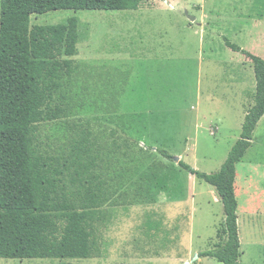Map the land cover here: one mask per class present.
<instances>
[{
  "label": "rangeland",
  "instance_id": "374dc122",
  "mask_svg": "<svg viewBox=\"0 0 264 264\" xmlns=\"http://www.w3.org/2000/svg\"><path fill=\"white\" fill-rule=\"evenodd\" d=\"M249 1L146 0L136 10L31 15V24L76 17L87 25L73 57L88 65L73 90L71 118L90 119L109 143L104 176L125 195L110 206L103 256L0 264H221L197 255L218 240L222 202L174 157L213 172L239 138L254 70L224 38L264 59V6ZM66 130L64 120L40 125L49 141H62ZM236 172L240 263L264 264V115Z\"/></svg>",
  "mask_w": 264,
  "mask_h": 264
},
{
  "label": "trees",
  "instance_id": "16d2710c",
  "mask_svg": "<svg viewBox=\"0 0 264 264\" xmlns=\"http://www.w3.org/2000/svg\"><path fill=\"white\" fill-rule=\"evenodd\" d=\"M144 1L0 0V258L103 256L107 246L102 229L110 206L125 195H116V187L104 176L113 160L109 143L93 131L90 119L71 118L73 90L88 65L73 57L87 25L76 17L31 24V15L58 9L136 10ZM224 40L253 64V104L218 170L200 171L184 160L178 164L214 187L223 205L218 240L198 256L241 264L236 165L251 147L264 115V59ZM57 120L66 122L64 139H43L40 125ZM159 151L172 157L167 150Z\"/></svg>",
  "mask_w": 264,
  "mask_h": 264
},
{
  "label": "crops",
  "instance_id": "0c3cea01",
  "mask_svg": "<svg viewBox=\"0 0 264 264\" xmlns=\"http://www.w3.org/2000/svg\"><path fill=\"white\" fill-rule=\"evenodd\" d=\"M252 2V5H260L259 7L262 8L264 6V0H250L249 4ZM247 4V3H246ZM213 15V14H212Z\"/></svg>",
  "mask_w": 264,
  "mask_h": 264
},
{
  "label": "water",
  "instance_id": "95a60500",
  "mask_svg": "<svg viewBox=\"0 0 264 264\" xmlns=\"http://www.w3.org/2000/svg\"><path fill=\"white\" fill-rule=\"evenodd\" d=\"M174 159L178 162L180 159H179V157H174ZM197 257H198V255H197Z\"/></svg>",
  "mask_w": 264,
  "mask_h": 264
}]
</instances>
